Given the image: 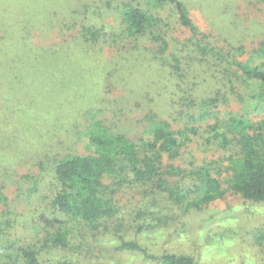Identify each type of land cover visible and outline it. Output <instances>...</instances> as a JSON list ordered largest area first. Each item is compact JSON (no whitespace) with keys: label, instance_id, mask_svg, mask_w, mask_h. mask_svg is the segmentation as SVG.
Listing matches in <instances>:
<instances>
[{"label":"trees","instance_id":"trees-1","mask_svg":"<svg viewBox=\"0 0 264 264\" xmlns=\"http://www.w3.org/2000/svg\"><path fill=\"white\" fill-rule=\"evenodd\" d=\"M132 1L112 7L109 0H101L107 12H95L98 19L105 15L100 24L88 21L92 5L84 0L81 9H70L65 12L69 16L62 13L59 21L54 17L45 25L0 18V80L7 89H17L35 66L33 48L58 54L56 46L72 42L67 35L72 28L80 52L86 56H98L111 46L118 57L133 55L135 50V63L139 64L147 60L142 57L144 43L151 42L154 45L145 48L150 55L146 66L156 68L148 72L149 78L137 92L134 118L138 130L105 122L98 115L99 104L83 111L84 122L74 118L62 125L69 133L67 140L71 135L85 140L86 152L69 150L56 125L58 132L55 127L48 130L46 146L56 142L61 151L56 148L39 157L33 163L36 172L23 175H18L22 160L29 159L33 148L43 149L38 142L42 133L34 140L25 129L41 124L17 122L12 129H20L22 134L0 142V157L8 158L2 170L17 175L15 182L23 179L22 185L29 181L28 187L18 185L13 201L0 185V264H91L95 243L105 234L118 239L117 250L133 251L157 264H198L189 254L153 253L138 237L124 238L121 233L146 235L162 230L170 219L201 210L227 191L247 201L264 202V117L252 120V109L220 108L231 100L244 103L249 99L255 101L253 107L264 105V34L247 50L243 44L222 42L214 39L212 31L201 30L182 0ZM76 12L88 13L89 19L78 22L73 16ZM54 29L61 42L54 48L38 45V36ZM177 29L188 34L178 37L174 34ZM15 42L25 43L34 61L23 65L11 57L16 56L11 47ZM127 68L130 70L124 65L115 73L125 74ZM138 81L133 74L128 78L131 86ZM110 82V87L116 86ZM146 98L158 102L160 108ZM35 104L30 101L27 106ZM17 110L13 103L11 117L0 120L1 130L9 118L27 120L14 117ZM56 137L59 139L54 141ZM192 142L194 149L222 153L211 160L200 159L193 151L186 154V146ZM123 197L127 202H122ZM18 200L26 201L32 214L19 218Z\"/></svg>","mask_w":264,"mask_h":264},{"label":"rangeland","instance_id":"rangeland-1","mask_svg":"<svg viewBox=\"0 0 264 264\" xmlns=\"http://www.w3.org/2000/svg\"><path fill=\"white\" fill-rule=\"evenodd\" d=\"M81 1L0 0V18L7 19L9 17L11 23L17 19L30 23L41 21L45 25L54 17H57L59 21V15L70 9H81ZM84 1L92 5L88 12L91 14V19H89L88 13L84 15L79 12L73 15L75 19L80 22L88 18V21H93L96 24L104 22L105 15L99 19L95 15V12H107V8L101 4V0ZM121 1L127 0H109L112 7ZM182 1L187 6L191 19L197 23L201 30L212 31L214 39L222 42L228 41L233 45L243 44L249 50L251 45H256L255 42L264 38H261L264 34V1ZM132 2L145 4L146 0ZM113 12L116 13L115 10ZM65 15L69 16V13H65ZM113 17L115 16L113 15ZM75 33L74 28L69 29L67 35L68 39H72V42L66 41L56 46L60 50L58 54L42 53L41 48L39 50L33 48V53L37 57L34 62L36 64L32 70H28L17 89L14 87L7 89L0 80V120L2 121L6 115L11 117L13 103H16L18 109L14 117L20 119L25 116L27 119L26 121H10L9 118L8 122L3 125L4 129H0V142L12 139L16 133L22 134L20 129L16 131L12 129L17 128V122L32 124L36 121L41 124L33 129L28 127L25 129V134L34 140L36 134L40 136L42 133L38 142L43 149L39 148L38 151H35V148L32 149L29 159L22 160L18 175L36 172L33 163L39 157L52 154L51 152L56 148L61 151L60 145L56 142L46 146L45 138L48 135V130L53 127L57 130L56 125L59 129V137L64 139L69 150L74 148L78 153L86 152L85 140H77L71 134L72 138L67 140L66 133L68 132L63 126L73 121L74 118L83 120V111L99 104L98 107L101 108L98 109V115L105 122H114L118 128L127 127L129 130H138L137 124L139 123L134 118L136 116L134 105L138 101L137 92L142 81L145 82L149 78L148 72L156 69L153 65L146 66L149 63L150 55L145 51V48L154 44L144 43L142 57L147 58L148 61H140L138 64L135 63V50L132 52L133 55H126L124 58L118 57L119 52L116 53V50L111 46H106L98 56L92 54L86 56L80 52L81 45L78 41L76 42ZM58 34L56 29L50 33H42L38 36L37 43L43 47L54 48L57 43L61 42V36ZM174 34L182 37L186 36L188 32L184 29H177L174 30ZM24 44L23 42L11 44L13 54L16 55L11 57L21 61L23 65H28V61H34V57L26 52L28 47ZM124 65H127L130 70L127 68L124 71L125 74L115 73ZM132 74L139 79L135 86H133L134 84L131 86L128 82V78ZM27 81L29 85H27ZM110 81H113L116 86L110 87ZM126 84L129 86L127 87ZM21 90H24L25 94L18 96ZM105 92L106 94H104ZM146 100L152 105L156 103L154 107L160 108L158 102H152L147 98ZM247 100L244 103L231 100L227 105H221L220 108L235 112L252 109L249 111L252 120L263 118L264 105L253 107L255 101ZM30 101L36 103L34 107L27 106ZM126 101L131 103L126 104ZM30 110L33 112L27 115L31 112ZM48 122L53 124L42 126ZM41 126L43 131L40 130ZM57 132L55 133L58 134ZM59 137H56L54 141ZM194 147V142L188 144L185 149L186 154L190 155L193 151L200 159L211 160L218 158L222 153L220 150L205 151L200 148L194 149ZM7 162L6 156L0 157V185L3 187L2 192L9 197L10 201H13L17 198L18 185H22L24 180L20 179L19 182H15L17 175H6V170H2L1 167ZM28 183L29 181L25 180L22 186L28 187ZM121 200L123 203L127 202L126 197ZM134 203L135 200L130 202V206L132 207ZM16 208L19 218L32 214L26 201H16ZM34 208L38 210V207H33V211ZM121 235L129 239L138 237L153 253L158 254L164 251L189 254L198 264H264V202L247 201L238 193L227 191L222 199L206 205L201 210H192L181 215L177 220L170 219L162 230L146 235L133 233L125 235L123 232ZM117 240H112V236L108 234L99 235L93 248L91 264H157L143 259L133 251L117 250L115 248Z\"/></svg>","mask_w":264,"mask_h":264}]
</instances>
